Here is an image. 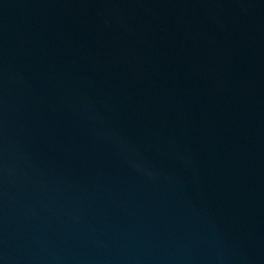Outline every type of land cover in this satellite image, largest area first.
Listing matches in <instances>:
<instances>
[{"label": "water", "instance_id": "obj_1", "mask_svg": "<svg viewBox=\"0 0 264 264\" xmlns=\"http://www.w3.org/2000/svg\"><path fill=\"white\" fill-rule=\"evenodd\" d=\"M0 264H264V0H0Z\"/></svg>", "mask_w": 264, "mask_h": 264}]
</instances>
